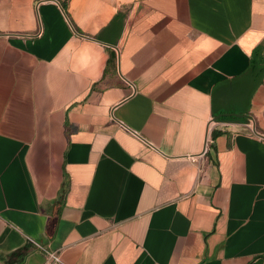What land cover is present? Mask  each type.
<instances>
[{
  "label": "crops",
  "instance_id": "1",
  "mask_svg": "<svg viewBox=\"0 0 264 264\" xmlns=\"http://www.w3.org/2000/svg\"><path fill=\"white\" fill-rule=\"evenodd\" d=\"M260 47L264 0H0V264H264Z\"/></svg>",
  "mask_w": 264,
  "mask_h": 264
},
{
  "label": "trees",
  "instance_id": "2",
  "mask_svg": "<svg viewBox=\"0 0 264 264\" xmlns=\"http://www.w3.org/2000/svg\"><path fill=\"white\" fill-rule=\"evenodd\" d=\"M262 52H263V48L262 47L257 48L254 51L253 56H252L251 71L254 72V73L256 72V75L264 74V67H260L259 63L257 61L258 55H260ZM231 119H236V118H233V117H222L221 118L222 121L231 120ZM243 121H247V119H244ZM219 134H220V132H218L216 130H213L212 131V139H215Z\"/></svg>",
  "mask_w": 264,
  "mask_h": 264
},
{
  "label": "water",
  "instance_id": "3",
  "mask_svg": "<svg viewBox=\"0 0 264 264\" xmlns=\"http://www.w3.org/2000/svg\"><path fill=\"white\" fill-rule=\"evenodd\" d=\"M226 117H236V118H243L244 116L242 115H238V114H226L224 115ZM221 116H217L216 118H214V122H217L220 119Z\"/></svg>",
  "mask_w": 264,
  "mask_h": 264
},
{
  "label": "built area",
  "instance_id": "4",
  "mask_svg": "<svg viewBox=\"0 0 264 264\" xmlns=\"http://www.w3.org/2000/svg\"><path fill=\"white\" fill-rule=\"evenodd\" d=\"M33 245L37 246L38 248H41L39 245H37V243H35L34 241L31 242ZM54 259L57 260V257H54Z\"/></svg>",
  "mask_w": 264,
  "mask_h": 264
}]
</instances>
